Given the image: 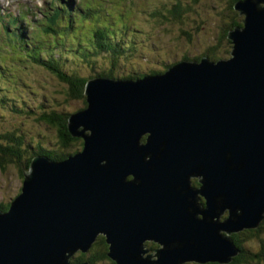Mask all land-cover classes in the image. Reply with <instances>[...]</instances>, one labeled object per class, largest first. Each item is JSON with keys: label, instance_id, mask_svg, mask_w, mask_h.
<instances>
[{"label": "water", "instance_id": "water-1", "mask_svg": "<svg viewBox=\"0 0 264 264\" xmlns=\"http://www.w3.org/2000/svg\"><path fill=\"white\" fill-rule=\"evenodd\" d=\"M235 6L230 57L87 82L68 121L83 147L32 159L0 210V264H90L71 257L101 234L115 264L233 260L232 234L264 220V0Z\"/></svg>", "mask_w": 264, "mask_h": 264}, {"label": "trees", "instance_id": "trees-1", "mask_svg": "<svg viewBox=\"0 0 264 264\" xmlns=\"http://www.w3.org/2000/svg\"><path fill=\"white\" fill-rule=\"evenodd\" d=\"M236 1L234 0L233 3V0H228L227 5L229 7H226L224 14H222L224 24H219L217 41L209 48L210 51L218 48L223 49L225 53L220 55L205 53L212 60L223 58L222 56L226 53L229 55L230 49H232L229 32L236 26L244 25V18L235 6ZM199 2L200 0H146L143 3H140L139 0H43L41 5L32 6L31 4L22 3L20 8L15 9L7 6L1 8L4 7L1 6L0 79H6L7 77L8 81H13V78H9L8 74L18 73L20 62L24 64L34 63L36 66L39 64L51 73L53 80L49 87L54 95L52 98L53 105L49 104V108L41 113L37 111L36 115L38 117L36 120L42 121L49 129L55 131L61 149L59 151L52 150L24 140L18 127L4 128L0 131V167L4 169L7 164H23L28 171L31 160L36 155L46 154L52 159L61 160L70 155V151H78L77 145H82L83 140L80 137H74L69 131L68 121L71 113L63 110V103L67 99H83L85 107L81 109L86 108L88 102L84 95V88L88 79L92 78L94 74L80 75L74 70L68 71V64L66 62L62 63V59L68 58V60L71 59L72 62L78 63L71 53L72 50L77 51L78 49L81 52L82 59L88 61L89 69L93 72L96 64L94 65L93 61H89L93 52L99 54L105 50L107 53L113 51L116 53L113 55L116 60L129 55L128 53L132 52L131 48L134 46L131 48L127 46L125 53L123 52V46L112 41L116 38L114 35L121 30L115 24L120 20L119 26L130 27L131 20L129 18L131 14L129 12L137 9L141 10L142 7L145 9V5L148 8V15L155 23L159 24V28L170 38L171 42L181 41L183 39L181 36L185 34L193 37V29H190L189 26L193 28V18L196 20L193 17V12H200L199 7L196 6ZM38 13L40 17H36ZM100 17H103L104 24L97 21ZM91 22L93 26L90 27L88 24ZM83 23H86L84 28H82ZM66 34L70 35L69 39L72 42L70 47L67 46L69 41L64 37ZM175 34L176 37L171 36ZM81 35H83V38ZM82 40L89 41L93 46L101 44V48L96 51L94 47L88 46L85 51L80 48ZM183 56L184 59H189V55ZM108 64L114 70V64L110 61ZM102 73L97 74L101 75ZM102 75L117 77L111 72ZM142 75L133 76L129 74L128 76L136 78ZM0 90H2L1 86ZM18 104L22 106L18 100L15 103H9L8 100H4V96H0V107L8 106L13 113H20L17 109ZM34 106L30 108L33 109ZM32 109H25L28 112L24 116L33 117ZM25 171H20L23 179L26 174ZM9 207L10 203H0V209L3 211L9 209ZM232 238L239 249V253L228 264H264V220L258 228L233 233ZM247 239H252L250 242L256 239L259 241L260 248L258 247V252L250 249V246L246 244ZM98 240L92 255L86 257L85 254L87 253H85L71 257L72 263L89 261L90 264H101L102 262L115 264L98 246L100 242ZM190 264L222 263L208 261L205 263L192 262Z\"/></svg>", "mask_w": 264, "mask_h": 264}, {"label": "rangeland", "instance_id": "rangeland-1", "mask_svg": "<svg viewBox=\"0 0 264 264\" xmlns=\"http://www.w3.org/2000/svg\"><path fill=\"white\" fill-rule=\"evenodd\" d=\"M17 1L24 4H39L43 0H0V4L15 8ZM145 1L146 0H139L140 3ZM237 2L238 0L235 2V5ZM227 3L228 0H200V2L196 4L200 12H193V17H195L196 20L193 18V28L189 26L190 29H193V37L185 34L181 36V38H183L181 41L176 40L174 42H171L170 38L159 28V24L155 23L148 15L147 5H145V9L142 7L141 10H132L129 12V14H134L130 18V27H122V30L124 34L130 37L135 36L136 40L134 43H137L139 46L135 54L129 56V53V55L120 57L119 60H116V58L113 57L116 53L113 51L109 53L102 51L99 54L93 52L92 56L89 58L90 62L93 61V64L96 63L95 71L93 72L89 69L88 61L82 59L81 52H79L78 49L77 51L72 50L71 53L78 63L72 62L73 60H66V64H68L67 69L68 71L74 70L80 75H96V73L100 72H111L117 77L127 76L128 74L135 76L143 73H151L153 71L162 72L167 69L168 65L184 59L183 55L186 54L189 55V59L191 60L206 55L205 53L211 55L223 54L225 53L223 49L221 50L218 48L214 51H210L209 48L217 41L219 24H224L222 21V14L225 12L224 9L229 7ZM17 7L20 6L17 5ZM240 15L242 14L240 13ZM242 17L244 16L242 15ZM97 21L104 23L103 17L98 18ZM84 26L85 23H83L82 28H84ZM171 36L176 37V34ZM64 37L69 41L67 46L70 47L72 43L69 39L70 35L66 34ZM81 37L83 38V35H81ZM120 39L123 38L119 37L118 40ZM81 42L80 48L85 51L88 46L94 47L96 51H99L101 48V44L93 46L89 41L82 40ZM123 43L126 44L128 41L125 40ZM224 56L227 57L229 55L226 53ZM224 56L222 57L224 58ZM109 61L114 64V70H112L108 64ZM17 72L18 73L14 72L8 74L9 78H13L11 82L8 81L7 77L6 79H0V86L2 89L0 90V96H4V100H8L9 103H15L18 100L22 105L20 106L18 104L17 106V109H19L18 111H20L18 114L13 113L8 106L0 107V131L4 128L11 129L14 126L18 127L24 140L59 151L61 149V144L59 143L55 131L49 129L42 121L36 120L38 117L36 115L37 111L41 113L49 108V104L53 105L52 98L54 95L49 87L53 80V76L50 75L51 73L47 69L39 64L36 66L34 63L24 64L20 62ZM63 104V110L71 114L85 107L84 100L78 98L67 99ZM31 106H34V108H30ZM25 109H32L33 117L28 118V116H24L26 112H28L27 110L25 111ZM80 138L83 140L82 137ZM76 147H78V151L81 150L83 143ZM76 152L77 151H70L69 154H75ZM26 169L27 168L23 164H7L4 169L0 167L1 204L11 203L14 198L18 196L23 183L20 171L23 170L24 172ZM251 240L247 239L246 244L249 245L250 249L254 252H258L260 248L259 241L256 239L250 242ZM152 252H154V250ZM192 262L193 261H188L183 264H190ZM101 264L108 263L102 262Z\"/></svg>", "mask_w": 264, "mask_h": 264}, {"label": "flooded vegetation", "instance_id": "flooded-vegetation-1", "mask_svg": "<svg viewBox=\"0 0 264 264\" xmlns=\"http://www.w3.org/2000/svg\"><path fill=\"white\" fill-rule=\"evenodd\" d=\"M190 180H191V185L194 188H200L201 187V185H202L201 176H192V177H190ZM199 196H200V202L204 205L205 204V197L203 195H201V194H199ZM99 238H100V240H98ZM97 240L100 241L98 246H100L101 250L104 251L107 254V256H108V243L105 242L106 241L105 236L104 235H99ZM97 240L95 241L93 246L87 252H77L72 257L80 256L81 254H85V253H87V254H85L86 257L92 255L94 253L95 245L97 244L96 243ZM147 245H148V248L151 249V253H154L152 251L155 250V248L159 247V244L156 243V242H153V241H148ZM108 258H109V256H108Z\"/></svg>", "mask_w": 264, "mask_h": 264}, {"label": "bare ground", "instance_id": "bare-ground-1", "mask_svg": "<svg viewBox=\"0 0 264 264\" xmlns=\"http://www.w3.org/2000/svg\"><path fill=\"white\" fill-rule=\"evenodd\" d=\"M102 235V234H101ZM194 262V261H193Z\"/></svg>", "mask_w": 264, "mask_h": 264}]
</instances>
